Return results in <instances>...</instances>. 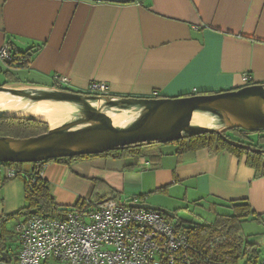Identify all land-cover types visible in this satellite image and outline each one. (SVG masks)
Here are the masks:
<instances>
[{
    "label": "crops",
    "instance_id": "crops-1",
    "mask_svg": "<svg viewBox=\"0 0 264 264\" xmlns=\"http://www.w3.org/2000/svg\"><path fill=\"white\" fill-rule=\"evenodd\" d=\"M5 45L31 55L26 66L0 59V86L15 79L8 85L63 84L80 92L96 80L120 97L217 93L264 83V0H0V48ZM177 148L154 147L140 158L50 161L41 172L61 207L113 196L156 205L150 196L168 194L184 204L173 210L176 216L206 204L216 216L225 203L247 199L255 221L264 223V175L245 155L204 148L181 157ZM35 166L0 163L5 231L27 218L10 216L27 206L24 176ZM9 168L20 174L10 177ZM5 240L11 241L0 227Z\"/></svg>",
    "mask_w": 264,
    "mask_h": 264
},
{
    "label": "water",
    "instance_id": "water-1",
    "mask_svg": "<svg viewBox=\"0 0 264 264\" xmlns=\"http://www.w3.org/2000/svg\"><path fill=\"white\" fill-rule=\"evenodd\" d=\"M130 2L135 0H93ZM1 92L29 98L68 102L79 106L76 116L52 127L48 132L29 138L0 135V163H47L51 159L102 154L134 144L169 143L202 133H218L230 144L263 154L264 149L251 146L225 135L235 128L264 131V83H251L241 88L217 93L176 97H120L94 95L54 86L18 88L8 84ZM92 101H107L112 108L129 111L125 124H116L112 116ZM196 110H206L225 124L223 128L193 124ZM0 117L43 121L33 114ZM48 123V122H47ZM49 124V123H48ZM151 209L175 219V212L151 204H131ZM6 258V254H4Z\"/></svg>",
    "mask_w": 264,
    "mask_h": 264
},
{
    "label": "built area",
    "instance_id": "built-area-1",
    "mask_svg": "<svg viewBox=\"0 0 264 264\" xmlns=\"http://www.w3.org/2000/svg\"><path fill=\"white\" fill-rule=\"evenodd\" d=\"M0 59L13 60L8 45L0 48ZM56 81L67 83L68 78ZM82 92L109 95V86L93 80ZM43 164H36L40 176ZM8 174L17 172L9 168ZM13 227L17 248L12 240L0 241V264H195L187 235L175 223L159 211L135 208L116 197L92 210L34 214ZM249 264H264V254Z\"/></svg>",
    "mask_w": 264,
    "mask_h": 264
},
{
    "label": "trees",
    "instance_id": "trees-1",
    "mask_svg": "<svg viewBox=\"0 0 264 264\" xmlns=\"http://www.w3.org/2000/svg\"><path fill=\"white\" fill-rule=\"evenodd\" d=\"M30 55L31 54L27 51L12 53L13 60L9 61L8 64L14 66L17 63H21L22 66H26L30 62ZM13 82H15V79H8L5 84ZM53 86L62 89H70L62 85ZM183 96H190V94ZM49 128L50 124L43 121L30 120L26 118L0 117V135L2 136L29 138L48 132ZM228 132L233 133L235 137L239 138V141L255 147H258L259 145L251 144L245 140L251 139L250 135L252 133H260L258 136V142H264V134H261L263 131H251L235 128L229 130ZM228 132H226L225 135L232 138ZM169 143L178 146L176 154L181 157L194 155L195 152L204 148L227 150L238 157L245 155L247 157V162L257 169L258 174L264 175L263 154L236 147L226 141L221 134L215 132L202 133ZM160 145L162 144L158 142L150 145L134 144L107 151L102 154L55 158L49 160V162H71L101 155L115 158H140L147 156L149 152H151V149ZM2 164L12 165L17 167V169L23 165V163ZM33 164L35 166L39 163ZM35 167V170L31 174L24 176L27 206L10 217H18L21 215L30 217L34 214L43 213H48L52 216H63L68 211L73 209L92 210L95 208L96 204H98V202L82 200L73 207L59 206L51 195L50 187L47 181L40 176L38 166L36 165ZM18 173L20 174V172L17 171V174ZM158 191L165 192L166 188H161ZM99 202L102 201L100 200ZM225 207L230 211V213L218 212L215 220L210 223H188L180 217L176 216V218L173 219L161 212L168 220L175 223L178 230L183 231L187 235L191 245L190 252L194 257L195 264H240V260L243 258H245L243 264H249V262L257 260L260 257V238L256 237L253 240H246L243 235V222L249 219L260 220L259 216L252 209L250 202L247 199L231 200L225 203ZM186 209H189V207H186ZM0 227L3 232H6L4 219L2 218H0ZM221 236L224 237V240L216 242V238H221ZM15 246L17 248V245Z\"/></svg>",
    "mask_w": 264,
    "mask_h": 264
},
{
    "label": "bare ground",
    "instance_id": "bare-ground-1",
    "mask_svg": "<svg viewBox=\"0 0 264 264\" xmlns=\"http://www.w3.org/2000/svg\"><path fill=\"white\" fill-rule=\"evenodd\" d=\"M98 107L108 112L116 124H125L129 118V111H119L112 108L107 101H92ZM79 106L68 102L43 100L33 103L29 98L18 96L14 93L0 91V114L7 115H29L47 121L53 128L76 116ZM38 112L40 114H36ZM44 116V117H43ZM193 124L208 125L223 128L225 124L220 122L216 116L206 110H196L192 120Z\"/></svg>",
    "mask_w": 264,
    "mask_h": 264
},
{
    "label": "rangeland",
    "instance_id": "rangeland-1",
    "mask_svg": "<svg viewBox=\"0 0 264 264\" xmlns=\"http://www.w3.org/2000/svg\"><path fill=\"white\" fill-rule=\"evenodd\" d=\"M3 78L2 76H0V79ZM4 79V78H3ZM70 90L72 91H75L74 89H71ZM77 91V90H76ZM228 134L232 137V139L234 140H238V138L234 137L233 133H230L228 132ZM261 134H264V131L261 133ZM260 135V133H252L250 135V138L249 140H245L246 142H249L251 144H254V145H259L258 147L264 149V142L262 143H259L258 142V136ZM162 146V148H164V150H167V151H173L175 149V144H172V143H165V144H162L160 145ZM23 164H28V163H23ZM149 200L157 203L156 205L157 206H160V207H163V208H167L169 210H174V209H177L178 207L180 206H184L183 203H181L179 201V199L177 198H174L173 196L166 194V197L165 195H162V194H157V195H153V196H150L148 198ZM161 203H164L165 206L163 205H160ZM203 205H205V203H203ZM207 205V204H206ZM205 207H201V206H190L189 207V210L188 209H181L180 211H182L180 214V216H177V217H180L181 219H184L186 222L188 223H210V222H213L215 220V214L214 213V209L211 208L209 210L208 206ZM179 209V208H178ZM230 213V211L228 209H218V211L216 213ZM88 221H90L88 219ZM8 227H7V231L6 232H3L5 234H8V238L11 239V244L12 245H16V235H15V232H14V227H13V224H7ZM243 235L245 237L246 240H253L254 238H260V249H259V252H263L264 251V223H260V222H257L253 219H249V220H246L245 222H243ZM224 240V237L221 236V238H216V242L218 241H222ZM245 261V258L241 259L240 260V264H243Z\"/></svg>",
    "mask_w": 264,
    "mask_h": 264
},
{
    "label": "flooded vegetation",
    "instance_id": "flooded-vegetation-1",
    "mask_svg": "<svg viewBox=\"0 0 264 264\" xmlns=\"http://www.w3.org/2000/svg\"><path fill=\"white\" fill-rule=\"evenodd\" d=\"M62 89V88H61ZM235 137V136H234ZM237 138V137H236ZM232 139V138H231ZM239 139V138H238Z\"/></svg>",
    "mask_w": 264,
    "mask_h": 264
}]
</instances>
